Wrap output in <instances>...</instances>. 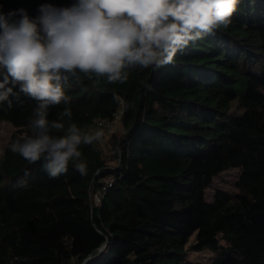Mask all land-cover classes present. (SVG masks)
<instances>
[{
	"label": "trees",
	"instance_id": "trees-1",
	"mask_svg": "<svg viewBox=\"0 0 264 264\" xmlns=\"http://www.w3.org/2000/svg\"><path fill=\"white\" fill-rule=\"evenodd\" d=\"M75 2L0 0V12L23 8L35 17L41 4ZM128 72L123 84L77 73L78 81H62L68 102L48 109L49 122L64 125L53 136L72 124L83 135L122 105L116 165H106L98 141L82 143L83 176L70 163L50 178L43 160L13 152L33 135L38 102L17 86L12 107L0 103V123L17 128L0 151V264H82L105 243L86 264H264V0H240L227 28L190 43L172 63ZM5 74L0 66V81ZM231 167L241 169L239 191L207 201L213 178ZM194 233L189 248L211 249L212 260L186 262Z\"/></svg>",
	"mask_w": 264,
	"mask_h": 264
},
{
	"label": "clouds",
	"instance_id": "clouds-1",
	"mask_svg": "<svg viewBox=\"0 0 264 264\" xmlns=\"http://www.w3.org/2000/svg\"><path fill=\"white\" fill-rule=\"evenodd\" d=\"M240 0H76L71 6L41 4L30 17L23 8L0 12V103L23 93L38 102L29 127L33 135L11 145L29 163L44 161L50 178L68 171L83 176L87 164L79 146L103 133L81 134L75 124L67 135L49 122L48 109L68 102L64 83L83 73L89 79L125 83L128 69H158L174 61L190 43L232 23ZM62 81L64 83H62ZM11 85V86H9ZM19 86V93L13 89ZM64 116L71 117L65 109ZM119 151V149H117Z\"/></svg>",
	"mask_w": 264,
	"mask_h": 264
},
{
	"label": "rangeland",
	"instance_id": "rangeland-1",
	"mask_svg": "<svg viewBox=\"0 0 264 264\" xmlns=\"http://www.w3.org/2000/svg\"><path fill=\"white\" fill-rule=\"evenodd\" d=\"M232 107L234 109L238 108V102L235 101L232 104ZM115 130L110 133L109 136L106 137L104 141H99V147L102 152V157L105 160V163L107 166H115L116 160H115V147H114V137H120L125 133V128L122 124V118L117 121L116 126L114 128ZM17 131V128L13 126L10 122L3 121L0 123V151L3 153L5 150V147L11 140L14 133ZM95 128H93V133H95ZM241 176V169L231 167L223 172L219 173L213 178V181L210 186L206 188V199L207 201H213L215 194L219 190H223L229 194H235L239 191V181ZM92 202L94 204H98L100 202L99 195L97 193H94L92 195ZM196 240V233L190 238L189 243L187 244V248L191 244H193ZM215 255V252H213L211 249L206 248L203 250H194V249H188L187 255H186V262H203L206 263L213 259Z\"/></svg>",
	"mask_w": 264,
	"mask_h": 264
},
{
	"label": "built area",
	"instance_id": "built-area-1",
	"mask_svg": "<svg viewBox=\"0 0 264 264\" xmlns=\"http://www.w3.org/2000/svg\"><path fill=\"white\" fill-rule=\"evenodd\" d=\"M123 114V107L122 105L120 108L117 110V112L110 118H98L95 120V131H101L103 133L102 137L98 140L99 141H104L107 136L110 135L111 132H113L116 126V123L118 120L122 118Z\"/></svg>",
	"mask_w": 264,
	"mask_h": 264
},
{
	"label": "water",
	"instance_id": "water-1",
	"mask_svg": "<svg viewBox=\"0 0 264 264\" xmlns=\"http://www.w3.org/2000/svg\"><path fill=\"white\" fill-rule=\"evenodd\" d=\"M106 245V243L104 244V246ZM104 246H102L101 248L96 249L94 252H92L90 255H88L82 264H86L87 262H89L90 260H92L97 254L100 253V251L104 248Z\"/></svg>",
	"mask_w": 264,
	"mask_h": 264
}]
</instances>
